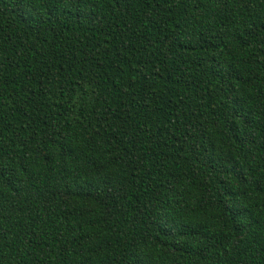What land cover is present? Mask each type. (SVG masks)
Masks as SVG:
<instances>
[{
  "label": "trees",
  "instance_id": "trees-1",
  "mask_svg": "<svg viewBox=\"0 0 264 264\" xmlns=\"http://www.w3.org/2000/svg\"><path fill=\"white\" fill-rule=\"evenodd\" d=\"M0 264H264V0H0Z\"/></svg>",
  "mask_w": 264,
  "mask_h": 264
}]
</instances>
